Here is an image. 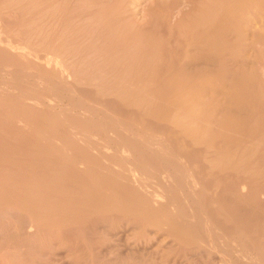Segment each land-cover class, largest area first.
<instances>
[{
    "label": "rangeland",
    "instance_id": "1",
    "mask_svg": "<svg viewBox=\"0 0 264 264\" xmlns=\"http://www.w3.org/2000/svg\"><path fill=\"white\" fill-rule=\"evenodd\" d=\"M156 1L160 3L159 8L168 4V0H0V50H3L0 51V264L218 263L220 256H207L203 250L198 251L195 244L183 242L179 236L174 238L166 226H159L160 230L157 226L149 225L151 216L146 207L136 204L141 198L133 195L134 190L127 189L132 186L141 168L136 157L125 155L121 151V143L118 142L119 127L115 129L116 126H112L110 122L115 115L112 107L130 113L131 121L135 118L134 115L136 118L143 116L139 113L142 111L126 108L116 98L103 96L102 98L111 99L113 103H110L112 106L109 112V109L101 106L104 103L102 104L101 99L96 96L98 88L117 92L119 88L161 87V82L168 77L179 76L178 72L182 70L183 65L193 61L191 41L193 42L192 37L194 38L196 33L194 30L200 22L204 21L206 24L213 19L212 13L218 10V3H215V0H195V5L200 6L196 8L193 3L192 7L197 13L199 11V18L195 11L196 14L188 13L191 5L190 8L181 7H184L181 11L192 14V17H188L184 12L180 15L179 12L176 13L179 10L167 12L166 7L154 9L152 3ZM178 20L183 24H178ZM252 42L254 47H248L246 59L237 65L246 64L244 70L239 69V72L253 80L254 83L250 86L256 93V98L258 97L259 106L263 107L264 46L262 40L255 38ZM58 56L64 57L62 62L55 64L50 61ZM227 59L222 65V73L231 75L234 70L230 67L232 63L229 56ZM205 64L202 65L203 71L212 75L214 68ZM47 65L51 71L46 68ZM66 82H69L76 92L52 88L54 84L64 85ZM215 82L213 81V86L219 81ZM223 84L225 88L232 87L231 80ZM84 97L93 103L95 111L80 106L82 100H85ZM221 97L218 94L213 97L216 99L207 100H211L212 105H225ZM261 112L257 113L258 116L255 115V120H251L248 127L246 125L244 135H236L235 146L220 141L211 144L213 146L204 144L195 148L188 143L187 145L179 142L180 144L175 143L177 147L173 148L163 137L157 135V146L154 141L160 151H165L166 159L175 165L181 163L177 164L174 153L177 150L181 153L183 151L188 159L186 161L189 169L192 173L195 171V181L193 182V177H190V180L197 193L195 200L191 202L194 201L193 208L202 206L209 212L210 222L205 219L209 224H206L207 238L213 237L223 257V264H264V194L260 191H257V194L255 191L259 190L257 185H260L262 180L258 177V181H252L255 185L252 184L253 195H250L244 176H238L232 169L218 170L210 160V156L215 154L222 157L233 155L232 152H235L233 159L237 162L240 157H245L242 155L243 150L257 149L258 154L253 157V167L263 168L264 110ZM123 115L118 119L123 122L130 121L125 120V113ZM217 118L220 119L221 116L217 115ZM257 119H260L261 123H258ZM77 146L85 148L91 155V165L77 166L79 173L69 169L70 158L81 155L82 150L79 149L78 152ZM56 148L59 150L57 153ZM95 149L100 153L97 154ZM110 151L115 153L111 154ZM209 153L211 154L208 155ZM102 154L103 156H100ZM131 167L134 169L130 170ZM111 176L122 177L120 182L123 187L112 185L113 189L115 188L113 192V189L107 186L109 181H106V178ZM167 181L163 182H166L164 186L168 187L166 190L170 188L166 193L168 198L165 194L161 201L165 200V204L173 195L177 200L176 205L171 208L169 206L168 209L176 213L177 207L184 204H181L183 197L180 198L183 192L175 188L176 184L172 185ZM196 182L198 189L194 185ZM154 183L150 190L158 189ZM244 185L246 193H241L240 188ZM173 193H178L179 198L178 194H175V197ZM132 197L134 198L131 199ZM161 201L153 206L157 207ZM105 204L109 210L110 205H113L118 211L111 212L112 214L100 213L99 208ZM126 205L130 207L128 208L131 209L133 218L131 215L120 214L119 211H123ZM183 207L187 208L186 205ZM192 212V208L187 209L186 215L178 219L181 226L185 225L184 228H190L197 219L202 222L203 217L196 218V214ZM220 212H224L223 215ZM156 215L159 219L163 216L162 212ZM227 216L233 221L227 220ZM202 232L206 233L205 230ZM154 247L157 248L156 251ZM118 253L121 254L118 256Z\"/></svg>",
    "mask_w": 264,
    "mask_h": 264
},
{
    "label": "bare ground",
    "instance_id": "2",
    "mask_svg": "<svg viewBox=\"0 0 264 264\" xmlns=\"http://www.w3.org/2000/svg\"><path fill=\"white\" fill-rule=\"evenodd\" d=\"M196 1H198V0H196ZM193 3H194V5L197 4L195 2V0H168V4L165 5L163 3L164 5H162L161 8L162 7H166L167 9L165 8V10H167V12H171L173 10H179V11H177V12L175 11V12L176 13L179 12L178 14L180 15V14H184L185 13L184 11H181L184 7L190 8V5H191L190 11H188V13H190V12L194 13L195 8L192 7ZM215 3H218L219 6H218V10H216L215 12L212 13L213 19L212 20L210 19L206 24L202 20L203 22H200L198 24V27H196L195 30H194L196 32L194 38L192 37L193 34L191 35V37L193 39V42L191 41V43H192L191 44V51H192L191 53H192V56H193L192 57L193 61H191V62L189 61L188 64L183 65L182 70L180 72H178L179 76H176L174 78L168 77V79H166L165 81L162 79L164 81V82H161L162 86L161 87L158 86L157 88H156V86H155V88H150V89H144V88L134 89V88H129L128 87L126 89H122V88L120 89L119 88V89H117V92H112V91H109L108 89L104 90V89H99L98 88V90L96 91V93H97L96 96L99 99H101L100 101H102V104L104 103L101 106H103V107H105L107 109L111 108L112 105L110 103H112V102L110 101L111 99L108 100V99L102 98L103 96H110L111 98H116L118 101H121L126 108L137 109L138 112H139V110L142 111V112H139V113L141 115H143V116L136 118V115H134L135 118H134V116H132V118H134V119H133V121H131L130 113L128 114V113H126V112H124L122 110L123 114L125 113V120L126 119H130V121L123 122V120L118 119L120 116L122 117V115H123V114H121L122 113L121 111H118V110H121V108L117 110V109H114V107H112L113 108L112 112L115 115L112 116V118L110 119V122H111L112 126H116V127H114L115 129L117 128V126L119 127L117 129V130H120V134L118 132V136H119L118 137V142H120L121 145H119V144L118 145L121 146L122 150L120 148L119 149L123 153H125V155L126 154L127 155H133L134 157H136L137 161H138L137 162L138 166L141 168L139 173L137 174V177L135 178V180H133L132 186H129L128 188L127 187L126 188L130 189V190H134V194L133 195L141 198V200L138 199L139 202L137 201L138 203H136V204L137 205H143L144 207H146L147 212L151 216L150 219H149V221H150L149 225L151 224V225H154V226H157V227H159V226H164L165 227L166 226L168 228L169 232L172 235H174V238H175V236H179V238L183 242H189V243L195 244L196 247H197L196 249L198 251H200V250L202 251L203 250L204 253H207V256H212V257H215V255L220 256V257L217 256L218 259H219L217 264H223V257L220 254V250L217 249V247H216V245L214 243L213 237H211L210 239L207 238V235H208L207 226L209 224L207 223L206 220H208V222H210L209 221L210 220L209 212L206 211L205 208L203 209L202 206H201V208H196V206H195V208H193L194 205H192V204H193L194 201L191 202V200L194 199V197L196 196V193H197V191L192 188L193 185L191 186V184H193V183L190 180V177H193L192 180H193V182L195 181L194 180V172L195 171L192 173V171L189 169L188 162L186 161L187 158H186L185 154H183L184 153L183 151L181 153L180 151H178L176 149L177 150L176 151L177 154L174 153L175 154L174 155V159L177 162V164H178V162H180L181 165L180 164H179L180 166L179 165H175L171 161H169V159H166L167 156L165 157V151L164 150L160 151L156 147L158 142L156 143V141H155V139H159V137H157V136H161V137L164 138V140L167 141L168 144L170 143V145L173 148H176L177 145L175 147V143L180 144L179 142H184L186 144L188 143V144H190V146H193L195 148H197L199 146H203L204 144H205V146L208 145V144L210 146H213L211 144H213L214 142H220V141H222L224 144H227L229 146H233L232 144H234V146H235L236 143L234 142V140L236 141V135H244L245 134L244 131H245L246 125L248 127L250 121L251 120H255V115L258 112L262 113L261 111L264 110V106L263 107L259 106L258 97L256 98V95H255L256 93L253 92V89L250 86L252 83H254V82H252L253 80H250V79L246 78L244 76L243 72L241 74L239 72V69L244 70L243 68H244V66L246 64H244L242 66L241 65H237L239 62H243L246 59V51H248L247 50L248 47H251V45L254 47V45L252 44L253 43L252 40H254L255 38L257 40H262L263 41V45L262 46H264V0H220L219 2H218V0H215ZM152 4H153L154 9L156 7L158 9H161V8H159L160 7V3L159 2L156 1V2H154ZM182 6H184V7L181 8ZM198 6H200V5H198ZM198 6H196V8ZM196 13H194V14H196ZM185 14H187V13H185ZM197 14H199V11H198ZM191 15L192 14H187L188 17L191 16ZM205 16L206 15H204V17ZM173 17H175V16H173ZM199 18H200V14H199ZM201 18H203V17H201ZM183 22H186V21H183ZM177 23L180 24L182 22L179 23V20H178ZM188 40H189V37H188ZM259 42L261 43V41H259ZM241 48H242V50H241ZM45 49H47V48H45ZM57 50H59V49H57ZM188 50H189V48H188ZM262 50H264V49H262ZM251 52L253 53V50ZM225 53H227V54H225ZM236 54H238V55H236ZM226 55H227V57L229 56L230 61L232 63V64H230V67H231V69L234 70L233 71L234 73H232L231 75L222 73V65L225 64V62L228 60ZM60 56H61V54H60ZM247 56H249V55H247ZM185 57L186 56H184V58ZM43 58H44V56H43ZM63 58L64 57L61 58V57L58 56V57H54V58L50 59V61H52L55 64H57L58 62H62ZM4 59L6 60V58H3V60ZM189 59H191V58H189ZM249 59H251V56H250ZM252 61H250L251 62V68L253 67ZM22 63H24V62H22ZM205 63H207V64H205ZM68 64L70 66V63H68ZM203 64H205L206 66H211V67L214 68L213 74H212L213 76L210 75V74H206L203 71L204 70L202 68ZM62 66H63V64H62ZM14 67H16V66H14ZM236 67H238V68L235 69ZM46 68L50 70L49 65H47ZM208 68H210V67H208ZM259 68H260V66H259ZM15 70H17V69H15ZM225 71H227V70H225ZM43 73H44V71H43ZM228 80H231L232 87L225 88L224 87L225 85L223 83H225ZM82 81H84V80H82ZM159 81H157V82H159ZM213 81H214V83H216L215 81H219V82H217L218 83L217 85L214 84L215 86H213ZM45 84H46V82H45ZM21 87H24V86H21ZM132 87H134V86H132ZM135 87H136V85H135ZM52 88L53 89L65 90L66 92H69L70 90L76 92L75 90H73V88H71V85H70L69 82L64 83V85L54 84V86ZM26 92H28V91H26ZM74 94L73 95L71 94V95L74 96ZM86 94H88V93L86 92ZM218 94H220L222 96L221 98H222V101H224L225 105H222V104L221 105L219 104L218 106H217V104L212 105L211 100H207V99L213 98L214 96H216ZM79 96L80 95H78V97ZM131 97H132V99H131ZM79 99H81V98H79ZM213 99H216V98H213ZM95 100H96L97 103H99L97 101V98ZM80 104H81L80 105L81 107H84V108L88 107V108L94 110L93 103H91L90 101H87L86 98H85V100H82V102ZM213 106H214V109H213ZM105 112H107V110ZM109 112H110V109H109ZM131 113H132V111H131ZM109 115H111V114H109ZM217 115H220L221 118L218 119ZM257 116H258V114H257ZM257 120L259 121L260 119H257ZM258 123H261V122L259 121ZM115 136H117V135H115ZM252 137H253V135H252ZM89 138H90V136H89ZM163 138H162V140H163ZM72 140H73V138H72ZM154 141L156 143V146L154 145ZM75 142H73V143H75ZM116 142H117V139H116ZM237 142H239V140ZM167 143L165 142V144H167ZM102 144L104 145V143H102ZM242 144H243V142H242ZM94 145L96 146V144H94ZM94 145H92V146H94ZM50 146H51V144H50ZM99 146H101V145L99 144ZM182 146H183V144H182ZM182 146H180V147H182ZM92 148H94V147H92ZM79 149L82 150L81 155L79 154L77 157L73 156V158H70V167H69V165H67L70 170L78 171L77 170V166H79V165H84V166H87V167H88V165H91V163H90L91 162L90 152H88V150H85V148H82V147L79 148L77 146L76 150L78 152H80ZM111 149H112V146H111ZM54 150H55V147H54ZM102 150L100 149V151H102ZM179 150H181V149L179 148ZM96 151H98V150H96ZM114 151H116V150H114ZM114 151H110V153L111 152L113 153ZM227 151H228V149H227ZM54 152L52 151V153H54ZM57 152H59V150H57V148H56V153ZM96 153L99 154L100 152L98 151ZM213 153H212V155H213ZM232 153H233V155H228V156H226V155L224 156L223 155L222 157H220L219 155L215 154L214 156H210V158H211L210 160L214 162V165H215L214 167L218 168V170L219 169H221V170L223 169L225 171H228V169H232L238 176H240V175L244 176V179H245L244 182H245L246 187L249 188V194L250 195H253L252 194L253 193V189L252 188H254V186H252V184L255 185L256 181H258L259 179H260V181L262 180L260 182L261 184L257 185L259 187L258 188L259 190H255V191H256V193H257V191H260V193H262V195H263L264 194V166H263V168L253 167L254 166L253 157H255V155L258 154V150L257 149L247 150V151L243 150L242 151V155H244L245 157H240L237 162H234V159H233V156L236 153L235 152H232ZM55 154H54V156H55ZM210 154L211 153H209L208 155H210ZM226 154H228V152ZM186 155H188V154H186ZM100 156H103V154L100 155ZM121 156L122 155H120V157ZM115 157H113V158H115ZM102 158L103 157H101V159ZM117 158H118V156H117ZM106 159H103V160L105 161ZM165 162H167V164H165ZM67 163H68V161H67ZM99 163H100V157H99ZM209 163L211 165V162H209ZM96 164H97V162H96ZM103 164H105V163H103ZM110 164H107V166L108 165L110 166ZM98 165H100V164H98ZM192 168H194V167H192ZM131 169H134V168L131 167L130 170ZM137 169H138V167H137ZM207 171L208 170L206 169V172ZM78 173H79V171H78ZM125 176L126 175H124V177ZM106 177H107V175H106ZM258 177H259V179H258ZM121 178L122 177H118V176H116V177L115 176H111V178H108V179L106 178V181L107 180L109 181V182L107 181L108 182L107 186H109V188H112V189H113L112 185H114V186L117 185V187H121L122 188L123 184H121V182H120ZM103 179H105V178H103ZM124 180L125 179H123V182H124ZM152 180L153 181L156 180V181H154L155 183ZM164 180H166V181L168 180L169 184H172V185L176 184L177 186H175V188H177V189L179 188L181 190V192H183V194L181 193L183 196L181 195L180 198L182 199V197H183L184 201L181 202V204L184 203L183 206L186 205L187 208H184L182 206L184 208L183 209L181 206H179V207H177V212L176 213H173V212L169 211V209H168L169 206L171 208V206L176 205V203H175L176 199L174 197H172L173 196L172 195L171 199H168V201H166L165 204L163 203L165 200L163 202L161 201V198L167 193L168 190H170V188L168 190H166L168 187L166 186L167 187L166 188L164 186L165 183H166V182L165 183L163 182ZM253 180L255 182H252ZM98 181H100V180H98ZM125 182H127V181H125ZM152 183H154V185L157 186V187H155L156 189L158 188L157 190H150L149 189L151 187ZM194 185H196V189H198L197 182ZM245 185H244V187L240 188L241 189V193H246ZM125 186H126V184H125ZM114 189H113V192H114ZM199 189L201 190L202 188L200 187ZM124 190L126 191V189H124ZM172 190H173V188L171 189V191ZM174 191H176V189ZM128 192H129V190H128ZM178 192H180V191L178 190ZM118 193H116V194H118ZM170 193L171 192H169V196H170ZM122 194H123V192H122ZM175 194L177 196L178 193H175ZM175 194H174V196H175ZM109 195H111V194H109ZM119 195H120V193H119ZM123 196H125V195H123ZM130 196H132V195H130ZM130 196H128V197L130 198ZM165 197L168 198V195L166 194ZM133 198L134 197H132L131 199H133ZM178 198H179V194H178ZM126 199H123V200H126ZM163 199H164V197H163ZM178 200L181 201L180 199H178ZM105 201L107 202V200H105ZM159 201H161L162 203L160 202V204L157 205V207L153 206V205H155V203L158 204ZM127 202L129 203V201H127ZM124 203H125V201H124ZM177 203H179V202H177ZM134 204H132V205H134ZM106 207H107L106 204H105L104 207H100L99 210L100 209L101 210L99 212L100 213H104V212H110L111 213V212H114V211L117 210V207L115 208V206H113V205H110V207H111V208L109 207L110 210L108 209V207L107 208ZM128 207H127V205L125 207H123V209L124 208L125 209L123 211H119L120 214L122 215V213H124V215H131L132 216L131 209H129L130 207L129 208ZM139 207H141V206H138V208ZM197 207H200V206H197ZM132 208H133V206H132ZM190 208L193 209L194 214H196L195 215L196 218H200L202 216L203 219H202V222H200V219L199 220L197 219L196 223L194 222L193 225L190 228H184L183 226H185V225L181 226L179 224V222H178L179 221L178 219L180 218V216H182V217L185 216L187 209L189 210ZM140 210H142V209H140ZM161 212H162L163 216L160 217L161 219H159L157 217L158 215H156V214L161 213ZM137 213H139V212H137ZM223 213H221V214L223 215ZM116 215H117V213H116ZM189 216H190V214H189ZM122 217L123 216H121L120 218H122ZM132 218H133V216H132ZM138 218H140V216ZM229 218H231V217L227 216L226 219L229 220V221L232 220V219H229ZM132 221H133V219H132ZM128 223H129V221H128ZM206 224H208V225H206ZM136 226H137V224L135 225V227ZM159 229H160V227H159ZM202 230L203 231L205 230L206 233L203 234ZM133 231L135 232L136 230H133ZM131 234H132V232H131ZM135 237H137V236H135ZM171 237H173V236H171ZM230 238H232V237H230ZM137 240H138V238H137ZM225 240L226 239H224V241ZM173 241H174V239H173ZM159 242L161 243L162 241H159ZM178 244H180V243H178ZM182 245H183V243H182ZM225 248H226V246H225ZM228 248H230V246ZM156 249L157 248H155V251H156ZM187 249H188V247H187ZM243 249H244V247H243ZM247 249H248V247H247ZM191 251H193V250H191ZM244 251H245V249H244ZM252 251H253V249H252ZM150 252H151V250H150ZM247 252H250V250L249 251L247 250ZM240 253H242V252L240 251ZM119 254H121V253H118V256H119ZM160 254H161V252H160ZM199 256H200V254H199ZM204 256H206V255H204ZM246 256H248V254H246ZM139 259H141V258H139ZM201 260H203V259H201ZM136 262H137V260H136ZM213 264H215V263H213ZM224 264H226V263H224Z\"/></svg>",
    "mask_w": 264,
    "mask_h": 264
}]
</instances>
